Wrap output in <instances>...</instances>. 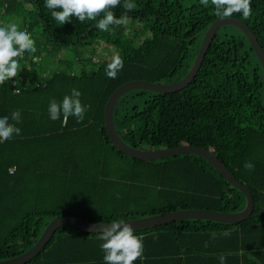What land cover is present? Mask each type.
Wrapping results in <instances>:
<instances>
[{"label": "trees", "instance_id": "1", "mask_svg": "<svg viewBox=\"0 0 264 264\" xmlns=\"http://www.w3.org/2000/svg\"><path fill=\"white\" fill-rule=\"evenodd\" d=\"M132 2L136 7L127 13L126 25L101 31L94 20L72 17L58 24L45 0H0V18L20 19V30L29 32L37 49L16 58L24 70L0 84V117L8 116L21 129L20 135L0 143V260L27 251L55 216L112 222L177 209L234 212L245 206V195L199 155L137 159L109 139L103 117L109 95L132 79L168 83L181 78L193 63L202 32L220 18L211 0L208 6L200 0ZM251 8L247 19L242 13L231 17L246 23L264 49V0H251ZM112 11L119 18L125 9ZM227 27L237 29L240 39L228 34ZM91 46L119 51L123 68L115 79L105 72L111 59L95 61L93 55L77 52L63 54L64 70L44 71L36 80L33 66L23 64L50 48ZM73 88L81 92V103L90 106L84 120L70 116L63 123L62 114L50 119V99L62 102ZM132 90L117 99L112 114L126 144L204 147L254 200L252 213L240 222L182 219L134 230L143 237V254L136 262L220 264L223 255L224 264H264V76L243 32L220 26L186 87L165 93ZM14 111L20 112L19 123L11 120ZM245 162L254 169L246 170ZM225 230L229 236L221 235ZM100 234L61 225L25 264H56L60 247L82 254L66 264L104 261ZM87 251H94L95 258L86 256Z\"/></svg>", "mask_w": 264, "mask_h": 264}, {"label": "clouds", "instance_id": "2", "mask_svg": "<svg viewBox=\"0 0 264 264\" xmlns=\"http://www.w3.org/2000/svg\"><path fill=\"white\" fill-rule=\"evenodd\" d=\"M204 6H208L209 0H200ZM215 8V14L220 17H231L234 13H242L247 19L252 12L251 0H211ZM45 6L51 10V16L58 24L68 22L75 17L80 22L85 20L96 21V27L101 31H108L110 26L126 25L130 17L127 13L135 9L132 0H45ZM122 6L125 12L117 18L112 9ZM103 13L102 18L97 20ZM37 51L35 41L27 30H20V26L11 23L0 26V84H4L10 78L16 77L21 66L18 57L25 52L35 53ZM123 68V59L117 52L108 63L105 72L108 78L115 79L118 72ZM18 93V89L15 90ZM81 92L73 88L70 95H65L62 102L50 99L48 112L53 121L59 119L61 114L63 122L66 123L70 116L77 122L84 120V115L90 106L83 105L80 100ZM11 120L20 122V112L14 111ZM20 135L21 129L15 124L9 123V117H0V143L10 140L13 135ZM246 170H253L251 162H245ZM212 238L216 237L213 232ZM229 236L230 232L225 230L221 233ZM99 239L102 241L100 248L104 252L106 264H133L143 254V237L134 235V230L123 219L113 220L101 231ZM207 247V243H205ZM220 264H224L225 257H219Z\"/></svg>", "mask_w": 264, "mask_h": 264}, {"label": "water", "instance_id": "3", "mask_svg": "<svg viewBox=\"0 0 264 264\" xmlns=\"http://www.w3.org/2000/svg\"><path fill=\"white\" fill-rule=\"evenodd\" d=\"M222 25H232L243 32L261 64L264 76V49L259 44L256 36L254 35L250 27L239 18L220 17L212 21L209 26L202 32L203 37L194 57L193 63L188 69V71L181 78L168 83H156L145 79H132L118 86L109 95L105 102L103 112L104 126L106 133L109 136V139L111 140L113 145L124 154L133 158L151 160L168 157L178 153H193L201 156L202 158L206 159L209 163H211L231 185L239 189L245 195V206L241 210L234 212L214 211L201 208L177 209L124 220L126 223H129L133 230L144 227L162 225L182 219H208L226 223H236L244 220L253 211L254 200L249 189L241 182H239L236 177L232 174V172L228 169V167L208 149L191 145H180L177 147H166L156 149L137 148L126 144L120 138L113 123L112 114L114 104L122 94L129 90L140 88L165 93L177 91L186 87L195 77L217 29ZM110 223L111 222H92L70 216H55L46 224L40 236L27 251L11 258L0 260V264H25L46 245L52 234L61 225L70 224L86 232L98 233L101 232L102 229Z\"/></svg>", "mask_w": 264, "mask_h": 264}, {"label": "rangeland", "instance_id": "4", "mask_svg": "<svg viewBox=\"0 0 264 264\" xmlns=\"http://www.w3.org/2000/svg\"><path fill=\"white\" fill-rule=\"evenodd\" d=\"M11 23H16L19 26L21 25L20 23V19H18L17 17H1L0 18V26H6L8 24ZM21 28V26H20ZM225 31L230 34L233 35L235 37H237L238 39H240V34L238 32L237 29L233 28V27H227L225 29ZM141 41V39L139 40ZM81 55V56H91L93 55L98 61H103L105 59H111L112 56L115 53H119V51L116 48H109V49H105L102 48L101 46H91V47H86V48H67V49H58V48H50L43 56V59L47 62V60L50 63V67H48L46 69L47 72L49 71H57V70H64V66L61 64L60 59L63 58V54L66 53L69 55H72L74 53H76ZM36 63V59H27V60H23V64L28 66H32L33 64ZM75 68V67H74ZM128 96L132 95L134 93V90H129L127 91ZM146 146V145H144Z\"/></svg>", "mask_w": 264, "mask_h": 264}, {"label": "crops", "instance_id": "5", "mask_svg": "<svg viewBox=\"0 0 264 264\" xmlns=\"http://www.w3.org/2000/svg\"><path fill=\"white\" fill-rule=\"evenodd\" d=\"M45 53H42L40 55H37V59H36V63L33 64L31 67L32 69V72L35 73V76H34V79H38V77L40 75L43 74L44 71H46V69L48 67H50V63L49 61L47 60V62L43 59V56H44ZM93 58H95L93 56ZM33 59V58H32ZM42 66L43 69H40V67ZM78 67V64L75 65V68ZM21 70H24V68H21ZM61 248V251H56V257L59 259V261H57L58 263L56 264H66V263H69V262H66L68 260H72L74 258H76L77 256L79 255H82V254H79V253H71L69 252L68 250H65L64 247H60ZM59 250V249H57ZM85 255L86 256H93L95 258V252L94 251H87L85 252ZM81 264H106L105 261H98V260H88L86 262H82ZM133 264H138L136 261L133 262ZM147 264H153V262H148Z\"/></svg>", "mask_w": 264, "mask_h": 264}, {"label": "built area", "instance_id": "6", "mask_svg": "<svg viewBox=\"0 0 264 264\" xmlns=\"http://www.w3.org/2000/svg\"><path fill=\"white\" fill-rule=\"evenodd\" d=\"M37 58H38L37 56H33V60H34V59H37ZM93 60L97 61L96 58H93ZM77 68H78V67H77ZM77 68H76V69H77ZM71 73H72V72H71ZM63 123H64V122H63ZM14 169H15V166H13L12 168H10L9 171L12 172Z\"/></svg>", "mask_w": 264, "mask_h": 264}]
</instances>
